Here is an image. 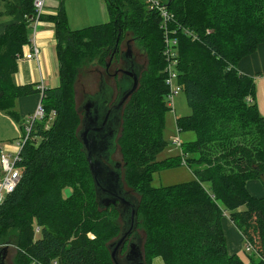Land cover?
I'll return each instance as SVG.
<instances>
[{
  "label": "trees",
  "instance_id": "16d2710c",
  "mask_svg": "<svg viewBox=\"0 0 264 264\" xmlns=\"http://www.w3.org/2000/svg\"><path fill=\"white\" fill-rule=\"evenodd\" d=\"M105 1L110 20L81 29L70 28L63 3L43 16L55 23L60 84L42 91L46 116L31 123L22 177L0 205V245L17 244L16 264H115L110 245L121 231L120 211L99 203L78 133L75 80L85 61L111 56L118 37L132 32L149 64L125 105L119 145L124 182L139 195L145 263L161 256L165 264H264V196L247 187L264 178V115L254 77L237 69L264 42V0H164L179 41V82L192 109L177 118V129L195 138L181 143V156L163 160L170 107L161 16L146 0ZM4 2L0 17L13 21L0 36V110L19 121L16 100L39 91L13 82L35 8L33 0ZM180 163L192 170V180L153 185L155 172ZM224 210L244 236L245 251L254 246L249 262L228 251Z\"/></svg>",
  "mask_w": 264,
  "mask_h": 264
},
{
  "label": "rangeland",
  "instance_id": "374dc122",
  "mask_svg": "<svg viewBox=\"0 0 264 264\" xmlns=\"http://www.w3.org/2000/svg\"><path fill=\"white\" fill-rule=\"evenodd\" d=\"M51 1V3H50ZM63 3L65 6L68 23L72 30L85 28L90 25H95L99 23H103L106 20H110L109 14L107 13V3L105 0H49V4H51L52 11L56 10L60 4ZM5 2L4 0H0V11L4 10ZM12 18L11 16H9ZM133 38V39H132ZM132 41V55L135 61V66L137 70L142 74L143 71L147 70L149 60L147 53L144 49L143 44L140 40L136 39V35L132 32H128L124 38L120 41L119 48L122 51V57H124V52L127 51V42ZM110 61V55H108L105 59H102L101 56L96 55L93 58L88 59L85 61L80 69L79 73L77 74L75 80V94H76V104L80 106L82 101L85 99L84 93H95L99 89L100 83V73L104 74L106 81L111 85L117 88V79L111 77L107 72L106 63ZM125 67L123 59L120 57L119 53L116 54V58L114 59L111 67L110 72L113 73L117 68ZM100 71H99V70ZM121 75V74H120ZM119 75V76H120ZM119 90H115L114 94H118ZM114 96V95H113ZM192 109L187 102V98L185 93L182 91L180 92L174 99V105L167 110L164 115L165 118V126H164V137L167 141V146L165 149L158 155L159 160H163L170 157H179L181 156L182 150L181 146L174 144L176 138L180 137L181 141H187L190 139L195 138L194 132H179L177 129V118L182 117L184 115L191 114ZM55 115L51 111L48 116V122L53 120ZM122 130L120 131V133ZM121 136V135H120ZM114 161H121L122 162V176L123 181L124 178V157L121 151L120 145L117 147L114 155ZM194 178L192 170L187 167L184 163H180L176 166L169 167L167 169H161L154 173L153 178V185L154 186H165L171 185L181 182L190 181ZM125 184V182H124ZM124 188L128 191L127 196L130 199H137L139 195L136 194L131 188L128 187L127 184L124 185ZM136 201V200H135ZM137 202V201H136ZM1 205V204H0ZM120 208V217L118 219V223L121 228L127 226V222L130 220L129 213L124 212L125 210L123 207L119 205ZM124 210V211H123ZM137 234L135 235V240L139 241V237H141V245L144 244V230L137 229ZM133 236V235H132ZM139 236V237H138ZM132 237L130 238V240ZM118 238L113 241V244L116 243ZM129 240V243H130ZM128 243V246H129ZM5 247L4 244L0 245V248ZM18 246L15 242L8 244L7 252L4 263L3 264H16L15 257L17 254ZM248 253V252H246ZM245 255V253H243ZM249 254V253H248ZM246 258L250 259L248 255H245ZM120 260L124 258V252L122 251L119 254ZM159 260L160 264H165L164 259L159 256L156 257L155 264L157 263L156 260ZM247 259V260H248ZM123 264H129L127 261L123 262Z\"/></svg>",
  "mask_w": 264,
  "mask_h": 264
},
{
  "label": "crops",
  "instance_id": "0c3cea01",
  "mask_svg": "<svg viewBox=\"0 0 264 264\" xmlns=\"http://www.w3.org/2000/svg\"><path fill=\"white\" fill-rule=\"evenodd\" d=\"M47 10L48 12L45 15L57 13L51 12V4H49ZM12 21L13 19L9 16L0 17V36L4 33L6 26ZM37 43L40 47L38 57L34 59L20 58L18 70L13 76V82L18 85L34 84L36 90L38 89L39 91L16 100L15 110L19 114V121L7 112L0 110V156L1 151L11 156H16L18 153L23 134L22 124L27 123L42 100V90L39 86L43 85L44 88H52L60 84L58 41L53 21L43 19L37 33ZM28 49L29 47L26 45V52ZM237 69L241 73L254 77L258 110L264 115V42L252 54L242 58L237 64ZM3 175L0 157V180ZM247 187L252 195L256 197L264 196V178L249 180ZM2 194L3 191L0 190V196ZM222 224L229 253L237 254L246 262H249L250 259L245 256H249V254L245 251L244 236L231 221L227 210H224ZM156 262V264H160L158 259ZM153 264H155V260Z\"/></svg>",
  "mask_w": 264,
  "mask_h": 264
},
{
  "label": "water",
  "instance_id": "95a60500",
  "mask_svg": "<svg viewBox=\"0 0 264 264\" xmlns=\"http://www.w3.org/2000/svg\"><path fill=\"white\" fill-rule=\"evenodd\" d=\"M172 0H168L166 5H170ZM120 38L117 39V46L119 45ZM117 49H115L112 53V56L115 54ZM132 54V47L131 45L128 46L127 55ZM132 71H124L130 75L133 79L132 85L125 91L121 93L119 96L118 101L111 109L115 112L116 117L120 113L121 109L127 103L128 99L131 95L137 90L139 85V75L136 73L133 66H131ZM79 137L83 143L84 150L89 162V167L91 173L93 175L96 190H97V197L99 203L102 207L109 206L111 204L116 205L119 209V205L123 207L124 212H128L130 216L129 222H127V226L121 228L120 234L118 236V240L116 243H111V255L112 259L115 264H123L126 260L129 263V260L134 259L135 262L131 264H146L144 259V249L141 242L135 240V235L137 234V217H138V200L137 199H130L127 196L126 191L123 188L122 177L119 172L120 164H117L115 169L109 168L100 160V154L97 153V146L96 141L92 139H88L87 135L89 133L88 129L85 132H79ZM104 144V143H103ZM97 154V155H96ZM137 202H136V201ZM133 235V236H132ZM132 236L130 240L128 249L124 252L123 260L119 258V254L122 252L123 247L127 243V241ZM139 237V236H138ZM141 241V237H139ZM5 247L0 248V264L4 263L7 247L8 244L4 245ZM130 264V263H129Z\"/></svg>",
  "mask_w": 264,
  "mask_h": 264
},
{
  "label": "built area",
  "instance_id": "2783aa9c",
  "mask_svg": "<svg viewBox=\"0 0 264 264\" xmlns=\"http://www.w3.org/2000/svg\"><path fill=\"white\" fill-rule=\"evenodd\" d=\"M149 8L159 12L161 16V25L160 28L164 33V49L163 55L166 60V65L164 68L165 71V83L169 89L167 98L168 104L171 108L174 105L175 97L183 91L182 84L179 82V41L174 34L176 33L175 29L170 28V23L173 19L172 14L168 11L164 0H146ZM33 5L35 8V14L32 16L31 24V38L27 44L29 47L28 51L21 58L34 59L37 58L40 53V47L37 43V33L39 27L43 22V16L48 12L47 7H49V0H33ZM41 90H44V86H39ZM46 116L45 107L42 104V101L39 103L35 113L30 116V119L25 125V132H23L21 141L19 144V150L16 156H11L9 154L1 151V164L3 168L4 175L0 180V190L3 191V194L0 196V204L3 202L5 197L13 192L19 183L22 177V169L20 162L22 160L21 150L24 144L30 137L31 132V123L36 120H42ZM182 141L180 137L176 138L174 144L181 145ZM41 230L40 226H36V233H39ZM247 252L254 250L253 244L246 245ZM54 264H57V261H54Z\"/></svg>",
  "mask_w": 264,
  "mask_h": 264
},
{
  "label": "flooded vegetation",
  "instance_id": "af4514ba",
  "mask_svg": "<svg viewBox=\"0 0 264 264\" xmlns=\"http://www.w3.org/2000/svg\"><path fill=\"white\" fill-rule=\"evenodd\" d=\"M131 43L132 41L127 42V49L128 46L131 45ZM116 52L119 53L120 57L123 59L125 67L117 68L115 72L111 73L110 67L114 59L116 58ZM116 52L113 56H110V61L106 63V67L108 74L111 77H114V79H117V88L111 86L106 81L104 74L100 73L101 76L98 91L95 93L85 92L83 97L85 99L82 101L80 106L77 105L81 117L78 131L85 132L86 129H88L89 133L87 135V138L96 141L97 153L99 152L100 160L103 162V164H105L109 168H112L113 170H116V165L120 164L119 172L122 177L121 181L124 188L125 184L122 176L123 165L121 161L115 162L113 159V155L117 147L119 146V138L121 135L120 131L122 130L123 114L126 103L117 117L115 115V112L111 109L118 101L121 93L127 90L132 85V77L127 73H124V71H132L131 66H133L136 73L139 75V78L141 76V73L135 66V61L132 54L128 56L126 51L123 54L124 57H122V51L120 48ZM114 88L115 90H119V93L117 95L114 94ZM124 190L126 191V193L128 192L125 188ZM129 240L126 243L127 249ZM140 242L141 241L139 239V243ZM132 262H135V260H129L130 264Z\"/></svg>",
  "mask_w": 264,
  "mask_h": 264
}]
</instances>
